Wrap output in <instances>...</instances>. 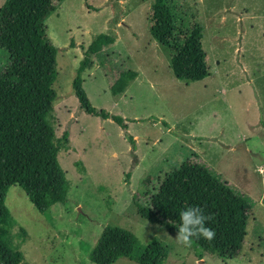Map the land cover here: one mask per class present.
<instances>
[{
  "label": "rangeland",
  "instance_id": "1",
  "mask_svg": "<svg viewBox=\"0 0 264 264\" xmlns=\"http://www.w3.org/2000/svg\"><path fill=\"white\" fill-rule=\"evenodd\" d=\"M168 2L176 26L202 29L208 75L200 81L173 77L169 51L148 32L152 0H63L45 20L57 50L52 126L56 137L68 132V150L57 155L67 192L63 204L38 213L21 189L8 187L7 242L21 264H93L88 254L104 227L131 232L138 249L160 242L163 264H264V0ZM100 33L114 42L89 56L82 88L125 131L80 111L71 89L86 46ZM5 62L0 50V70ZM127 70L136 77L112 95L109 87ZM192 154L253 202L242 249L230 260H197L191 246L141 219L131 202L144 194L146 177L161 179Z\"/></svg>",
  "mask_w": 264,
  "mask_h": 264
},
{
  "label": "trees",
  "instance_id": "2",
  "mask_svg": "<svg viewBox=\"0 0 264 264\" xmlns=\"http://www.w3.org/2000/svg\"><path fill=\"white\" fill-rule=\"evenodd\" d=\"M62 1L4 0L0 6V50L6 54L0 70V264H21L20 254L7 242L13 223L4 207L8 187L21 189L38 213L66 199L67 180L57 155L60 150H68V132L56 137L52 126L57 50L44 24ZM149 23L150 37L170 53L169 67L175 79L195 82L207 77L200 26H176L168 0H152ZM113 42L112 36L102 33L91 39L78 62L71 89L80 111L110 119L125 131L122 119L95 110L82 88L81 73L91 64L89 56ZM135 77L133 71L120 72L109 87L111 94H121ZM127 140L133 151L132 138ZM143 182L144 194L131 197L141 219L177 234L179 213L198 206L210 217L205 226L215 232V237L211 241L193 238L195 258L209 256L226 261L238 256L253 202L230 187L197 155L192 154L161 179L146 177ZM166 257L167 250L160 242L151 240L138 249L134 235L119 227H104L88 254L93 264H113L121 258L135 264H163Z\"/></svg>",
  "mask_w": 264,
  "mask_h": 264
},
{
  "label": "clouds",
  "instance_id": "3",
  "mask_svg": "<svg viewBox=\"0 0 264 264\" xmlns=\"http://www.w3.org/2000/svg\"><path fill=\"white\" fill-rule=\"evenodd\" d=\"M180 226L175 237L178 244L190 247L195 239H206L211 241L215 237V232L206 227V221L210 217H206L200 207H189L179 213Z\"/></svg>",
  "mask_w": 264,
  "mask_h": 264
},
{
  "label": "water",
  "instance_id": "4",
  "mask_svg": "<svg viewBox=\"0 0 264 264\" xmlns=\"http://www.w3.org/2000/svg\"><path fill=\"white\" fill-rule=\"evenodd\" d=\"M199 264H201V262H199Z\"/></svg>",
  "mask_w": 264,
  "mask_h": 264
},
{
  "label": "crops",
  "instance_id": "5",
  "mask_svg": "<svg viewBox=\"0 0 264 264\" xmlns=\"http://www.w3.org/2000/svg\"><path fill=\"white\" fill-rule=\"evenodd\" d=\"M203 257H204V256H203ZM203 257H202V258H203ZM201 260H202V259H201Z\"/></svg>",
  "mask_w": 264,
  "mask_h": 264
}]
</instances>
